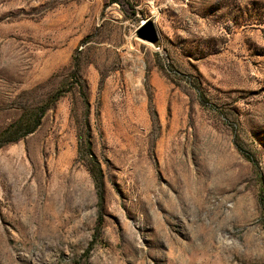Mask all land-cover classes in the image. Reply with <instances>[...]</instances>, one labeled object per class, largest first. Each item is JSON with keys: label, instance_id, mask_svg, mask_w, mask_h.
Masks as SVG:
<instances>
[{"label": "rangeland", "instance_id": "374dc122", "mask_svg": "<svg viewBox=\"0 0 264 264\" xmlns=\"http://www.w3.org/2000/svg\"><path fill=\"white\" fill-rule=\"evenodd\" d=\"M0 264H264V0H0Z\"/></svg>", "mask_w": 264, "mask_h": 264}, {"label": "water", "instance_id": "95a60500", "mask_svg": "<svg viewBox=\"0 0 264 264\" xmlns=\"http://www.w3.org/2000/svg\"><path fill=\"white\" fill-rule=\"evenodd\" d=\"M151 32H152L151 24L147 23L146 26L140 30L139 35L141 37H148Z\"/></svg>", "mask_w": 264, "mask_h": 264}]
</instances>
